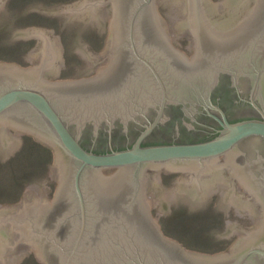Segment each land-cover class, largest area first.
Here are the masks:
<instances>
[{"label":"water","instance_id":"95a60500","mask_svg":"<svg viewBox=\"0 0 264 264\" xmlns=\"http://www.w3.org/2000/svg\"><path fill=\"white\" fill-rule=\"evenodd\" d=\"M0 0V22L6 14ZM64 27H109L95 68L61 78L46 26L24 66L0 60V159L21 135L55 154L0 203V264H264V0H74Z\"/></svg>","mask_w":264,"mask_h":264},{"label":"rangeland","instance_id":"374dc122","mask_svg":"<svg viewBox=\"0 0 264 264\" xmlns=\"http://www.w3.org/2000/svg\"><path fill=\"white\" fill-rule=\"evenodd\" d=\"M72 1L74 0H6V14L0 22V60L15 61L24 66L32 65V62L25 60L23 55L36 45L38 38H21L12 41L8 39L14 28L46 26L57 32L64 47L65 63L61 67L59 76L55 78L94 75L95 68L71 48L69 39L78 35L88 47L101 51L105 47L109 27L99 31L96 26H91L82 32L78 29V25L64 27L61 16L53 15L51 9ZM21 136L24 141L18 150L6 160L0 159V202L19 201L26 186L37 177L45 181L48 196L53 198L58 185V181L49 175V164H53L55 159L53 149L31 134L23 133ZM40 145L45 148L47 146L48 154L41 153L38 148ZM24 174H28L27 177L23 176ZM21 178L26 179L25 183L22 186H15ZM19 264L43 263L38 260L34 251L30 250Z\"/></svg>","mask_w":264,"mask_h":264},{"label":"flooded vegetation","instance_id":"af4514ba","mask_svg":"<svg viewBox=\"0 0 264 264\" xmlns=\"http://www.w3.org/2000/svg\"><path fill=\"white\" fill-rule=\"evenodd\" d=\"M36 43H37V42H36ZM28 44H31V43H28ZM21 137H22V136H21ZM23 141H24V139L22 140V143H23ZM43 147H45V146H43ZM46 148H47V146H46ZM27 175H28V174H24L23 176L27 177ZM23 176H22V177H23ZM25 180H26V179L21 178L18 182H16V185H15V186H22V184L25 183ZM24 191H25V189H24ZM24 191H23V193H24ZM23 193L21 194V196H20V198H19V201H20V199H21ZM16 202H18V201L16 200L15 202H9V203H16ZM0 203H5V202H0Z\"/></svg>","mask_w":264,"mask_h":264},{"label":"trees","instance_id":"16d2710c","mask_svg":"<svg viewBox=\"0 0 264 264\" xmlns=\"http://www.w3.org/2000/svg\"><path fill=\"white\" fill-rule=\"evenodd\" d=\"M38 148L40 149L41 153L44 155L48 154L49 152L48 148H45L42 145L38 146Z\"/></svg>","mask_w":264,"mask_h":264}]
</instances>
